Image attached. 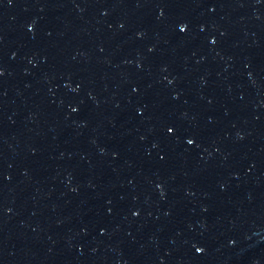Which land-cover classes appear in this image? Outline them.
<instances>
[{"label": "water", "instance_id": "95a60500", "mask_svg": "<svg viewBox=\"0 0 264 264\" xmlns=\"http://www.w3.org/2000/svg\"><path fill=\"white\" fill-rule=\"evenodd\" d=\"M0 166L96 264H264V0H0Z\"/></svg>", "mask_w": 264, "mask_h": 264}]
</instances>
